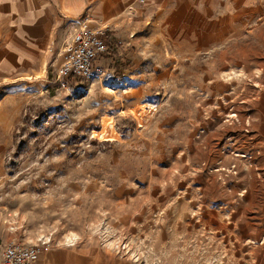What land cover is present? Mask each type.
Segmentation results:
<instances>
[{"label": "rangeland", "instance_id": "1", "mask_svg": "<svg viewBox=\"0 0 264 264\" xmlns=\"http://www.w3.org/2000/svg\"><path fill=\"white\" fill-rule=\"evenodd\" d=\"M262 4L243 72L190 67L131 94L109 52L107 86L64 87L51 54L39 75H0V262L19 241L133 264H264ZM109 125L118 136L101 138ZM246 235L259 239L245 258Z\"/></svg>", "mask_w": 264, "mask_h": 264}, {"label": "crops", "instance_id": "2", "mask_svg": "<svg viewBox=\"0 0 264 264\" xmlns=\"http://www.w3.org/2000/svg\"><path fill=\"white\" fill-rule=\"evenodd\" d=\"M262 2L0 0V75L24 79L41 74L51 46L70 32L72 20L86 14L107 26L118 42L116 57L128 64L121 69L131 94H146L149 83L172 82L175 77L184 81L185 68L190 67L230 66L243 72V29L262 12ZM255 239L259 235L243 236V253H249L245 258L252 257ZM35 264L133 263L102 248L50 245L41 249Z\"/></svg>", "mask_w": 264, "mask_h": 264}, {"label": "built area", "instance_id": "3", "mask_svg": "<svg viewBox=\"0 0 264 264\" xmlns=\"http://www.w3.org/2000/svg\"><path fill=\"white\" fill-rule=\"evenodd\" d=\"M107 26L96 23L86 14L71 21L70 32L50 48L49 68L58 67V78L65 87L70 82H109L106 56L117 43L107 38ZM108 80V81H107ZM41 248L11 242L2 251L0 264H35Z\"/></svg>", "mask_w": 264, "mask_h": 264}, {"label": "bare ground", "instance_id": "4", "mask_svg": "<svg viewBox=\"0 0 264 264\" xmlns=\"http://www.w3.org/2000/svg\"><path fill=\"white\" fill-rule=\"evenodd\" d=\"M99 134H100L101 138H104V137L110 136V135L118 136V133L114 130V128H112V125H109L108 127H105L102 130H100ZM69 238H70L71 242L74 239V237H69Z\"/></svg>", "mask_w": 264, "mask_h": 264}, {"label": "trees", "instance_id": "5", "mask_svg": "<svg viewBox=\"0 0 264 264\" xmlns=\"http://www.w3.org/2000/svg\"><path fill=\"white\" fill-rule=\"evenodd\" d=\"M107 38H110L111 41L114 40V38L111 37V35H110L109 33L107 34ZM110 53H112V54H110V57H113V60L116 61L117 68H121V66H122V67H123V66H126V67L128 66V64H123V63H121V62L118 60V57H116V55L114 54V48L110 50Z\"/></svg>", "mask_w": 264, "mask_h": 264}]
</instances>
